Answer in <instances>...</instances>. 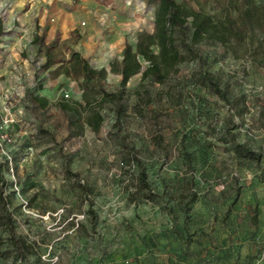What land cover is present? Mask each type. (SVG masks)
I'll return each instance as SVG.
<instances>
[{
    "label": "rangeland",
    "instance_id": "obj_1",
    "mask_svg": "<svg viewBox=\"0 0 264 264\" xmlns=\"http://www.w3.org/2000/svg\"><path fill=\"white\" fill-rule=\"evenodd\" d=\"M155 21L148 0H0V264H264V46L181 47L166 82L134 76L95 130L59 106L84 103L81 82L33 44L58 38L117 93L112 64Z\"/></svg>",
    "mask_w": 264,
    "mask_h": 264
},
{
    "label": "trees",
    "instance_id": "obj_2",
    "mask_svg": "<svg viewBox=\"0 0 264 264\" xmlns=\"http://www.w3.org/2000/svg\"><path fill=\"white\" fill-rule=\"evenodd\" d=\"M148 1L156 6L155 30L140 34L136 46L127 42L123 60L112 64L113 71L122 76L121 89L117 93L108 92L104 86L106 68H94L78 51H70L67 60L59 50L58 38L47 44L44 36L35 37L33 44L45 52L43 70L55 77L65 74L81 82L84 103L64 99L59 103L60 108L81 118L86 114V123L95 130L104 120L102 109L108 103L124 100L134 76L142 73V86L148 79L159 84L166 82L186 59L181 47L199 59L194 45L207 40L220 43L237 58L243 57V52L248 53L256 43L258 51L264 46V8L258 5L257 0ZM189 24L193 30L192 43H188L186 37ZM142 59L149 63L147 69H144ZM203 78L214 84L209 76L204 75ZM33 100L43 109L49 106L47 97L35 96ZM16 243L19 249V241ZM19 258H24L23 249H19Z\"/></svg>",
    "mask_w": 264,
    "mask_h": 264
},
{
    "label": "built area",
    "instance_id": "obj_3",
    "mask_svg": "<svg viewBox=\"0 0 264 264\" xmlns=\"http://www.w3.org/2000/svg\"><path fill=\"white\" fill-rule=\"evenodd\" d=\"M2 127L0 125V143L5 141L7 139V135H5L4 133H2ZM263 179H264V171H263Z\"/></svg>",
    "mask_w": 264,
    "mask_h": 264
}]
</instances>
